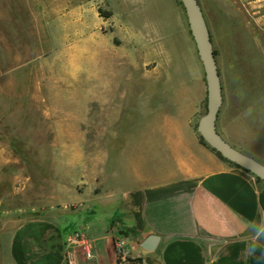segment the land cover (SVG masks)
<instances>
[{"label":"crops","instance_id":"0c3cea01","mask_svg":"<svg viewBox=\"0 0 264 264\" xmlns=\"http://www.w3.org/2000/svg\"><path fill=\"white\" fill-rule=\"evenodd\" d=\"M142 1L94 0V17L102 8L107 17L99 19L108 27L106 45L94 46V54L105 51L109 65L124 69H163L162 55L177 53L180 61L171 68L191 63L198 76L167 79V92L145 93L128 92L110 75L101 98L94 79V102L102 106L94 126L106 134L105 151L94 157V175H77L79 161L65 159L62 171L73 176L56 199L60 206L48 201L17 209L0 229V264H264V237L255 239L257 231L264 232V181L220 158L196 131L207 89L184 7L178 0H152L162 1L167 11L170 6L172 16L164 14L160 31L149 33L138 12ZM11 3L0 0V78L19 64L8 41L11 12L18 11ZM34 20L25 30L33 29ZM189 82L194 92H187ZM222 86L218 133L264 165V105L256 108L257 101L243 102L230 85ZM240 121L251 135L238 129ZM82 213L94 214V224ZM78 233L91 240V259L69 244ZM151 235L160 241L147 253L141 243ZM118 239L133 249L126 262L117 256Z\"/></svg>","mask_w":264,"mask_h":264},{"label":"rangeland","instance_id":"374dc122","mask_svg":"<svg viewBox=\"0 0 264 264\" xmlns=\"http://www.w3.org/2000/svg\"><path fill=\"white\" fill-rule=\"evenodd\" d=\"M11 1L18 11L11 12L14 28L8 41L19 64L0 78V145L4 146L0 149V229L7 228L17 209L48 201L54 208L60 206L56 199L67 191L73 176L62 171L65 159L79 161L77 175L85 179L94 175V157H101L106 145V134L94 126V114L102 111L101 104L94 102V79L101 98L110 75L118 77L128 92L145 93L167 92L171 87L162 85L167 79L198 76L191 63L184 62V69L171 68L178 61L177 53L162 55L163 69H154L152 64L147 69L109 65L105 51L94 54V46L106 45L108 32L101 16L94 17V0ZM198 1L222 82L243 102L257 101L256 108L263 106L264 0ZM112 7L119 14L117 6ZM170 8L167 11L162 1H142L138 12L145 17L143 29L160 31L163 15L172 16ZM100 12L107 15L102 8ZM33 19V29L25 30ZM189 84L187 92H194L193 82ZM237 127L251 135L245 121ZM82 215L94 224V214Z\"/></svg>","mask_w":264,"mask_h":264},{"label":"water","instance_id":"95a60500","mask_svg":"<svg viewBox=\"0 0 264 264\" xmlns=\"http://www.w3.org/2000/svg\"><path fill=\"white\" fill-rule=\"evenodd\" d=\"M180 1L203 66L207 89L206 111L197 123V131L209 147L227 161L264 181V165L234 148L217 131V119L223 105V86L211 34L199 1ZM159 241L158 236L151 235L141 243V248L147 253H153Z\"/></svg>","mask_w":264,"mask_h":264},{"label":"built area","instance_id":"2783aa9c","mask_svg":"<svg viewBox=\"0 0 264 264\" xmlns=\"http://www.w3.org/2000/svg\"><path fill=\"white\" fill-rule=\"evenodd\" d=\"M69 244L82 249L88 259L92 258V242L88 236L78 233L72 237ZM115 249L119 260L122 262L128 261L132 256L133 249L130 248L123 240L116 243Z\"/></svg>","mask_w":264,"mask_h":264},{"label":"trees","instance_id":"16d2710c","mask_svg":"<svg viewBox=\"0 0 264 264\" xmlns=\"http://www.w3.org/2000/svg\"><path fill=\"white\" fill-rule=\"evenodd\" d=\"M181 5H182V3L181 2H179ZM183 6V5H182ZM102 17H107V15H101ZM215 54H216V52H215ZM196 131H197V125H196ZM200 136V135H199ZM200 142L203 144V145H205V146H208L209 147V145L204 141V139L200 136ZM211 148V147H210ZM214 152H216L214 149H212ZM217 153V155L220 157V158H222L223 160H225V161H227L225 158H223L218 152H216ZM227 162H229V161H227ZM230 164H232V165H234V166H236V167H238L237 165H235V164H233V163H231V162H229ZM240 168V167H239ZM258 180H260L259 178H257ZM261 181V180H260Z\"/></svg>","mask_w":264,"mask_h":264},{"label":"clouds","instance_id":"9594fccd","mask_svg":"<svg viewBox=\"0 0 264 264\" xmlns=\"http://www.w3.org/2000/svg\"><path fill=\"white\" fill-rule=\"evenodd\" d=\"M261 237H264V232L257 231L256 232V236H255V239L256 240H259Z\"/></svg>","mask_w":264,"mask_h":264}]
</instances>
